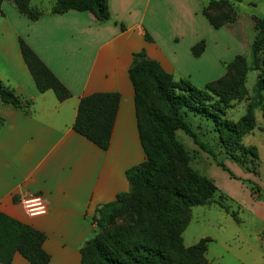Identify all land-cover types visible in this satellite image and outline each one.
Returning a JSON list of instances; mask_svg holds the SVG:
<instances>
[{
    "label": "crops",
    "instance_id": "1",
    "mask_svg": "<svg viewBox=\"0 0 264 264\" xmlns=\"http://www.w3.org/2000/svg\"><path fill=\"white\" fill-rule=\"evenodd\" d=\"M208 1L108 0L110 19L104 22L88 11L51 13L53 3L42 7L36 20L13 4L1 6L0 80L32 103L20 108L0 102V210L46 235L47 264L80 263V248L97 232L92 222L96 209L128 190L126 169L145 159L128 74L132 54L144 50L174 79H187L199 88L224 74L220 57L212 66L203 35L212 26L202 13ZM239 1L257 8L252 0ZM238 21L232 25L237 27ZM19 39L64 84L69 98L59 101L51 89L38 91ZM201 39L205 49L196 57L191 47ZM96 92L120 95L105 150L73 129L80 98ZM201 173L233 200L242 216L236 211L235 220L217 204H204L217 205L224 212L214 222L219 229L186 239L184 229V245L209 235L212 242L219 241L217 251L210 244L207 247L206 257L212 264H264V187L253 173L239 168L234 172L237 178L225 170L218 178L210 170ZM243 180L258 185L255 193ZM32 193L45 198V214L25 213L21 199ZM245 211L250 216H243ZM11 264L30 263L15 253Z\"/></svg>",
    "mask_w": 264,
    "mask_h": 264
},
{
    "label": "trees",
    "instance_id": "2",
    "mask_svg": "<svg viewBox=\"0 0 264 264\" xmlns=\"http://www.w3.org/2000/svg\"><path fill=\"white\" fill-rule=\"evenodd\" d=\"M12 1L30 20H36L43 12L31 0ZM68 10L88 11L99 22L110 19L108 0H54L50 8L51 13ZM202 13L215 29L235 21L233 7L227 0H209ZM19 47L38 91L51 89L59 101L69 98V90L23 39H19ZM204 49V39L191 47L196 57ZM223 65L222 76L199 88L187 79H174L144 50L132 54L128 74L134 88L136 124L145 159L126 169L128 190L96 209L92 222L97 232L80 248L79 264H212L206 257L210 237H202L190 246L183 243L182 232L190 221L191 208L216 203L237 220L236 212L231 205L215 199L220 191L209 177L190 165V155L178 141L177 132L192 138L217 166L237 178L216 159L210 145L197 137L185 117L191 114L208 120L224 153L249 172L257 173L256 147L244 144L243 137L256 126L253 107L261 104L264 92V22L257 26L250 44V62L238 54ZM249 70L257 71L255 100L243 116L232 121L225 117V111L246 95ZM119 101L117 92L81 97L73 129L99 148L107 149ZM0 102L20 108L32 103L1 80ZM262 113L264 116V109ZM243 181L252 193L258 189L252 181ZM222 197L227 200L225 195ZM45 239L42 231L0 210V264H11L15 253L30 264H47L50 255L43 247Z\"/></svg>",
    "mask_w": 264,
    "mask_h": 264
},
{
    "label": "rangeland",
    "instance_id": "3",
    "mask_svg": "<svg viewBox=\"0 0 264 264\" xmlns=\"http://www.w3.org/2000/svg\"><path fill=\"white\" fill-rule=\"evenodd\" d=\"M54 0H31V4L36 6L39 10L45 7H49ZM233 7V16H235V21H238L237 27H234V22L225 24L224 27L215 29L211 26L210 31L206 30L204 36L209 44L208 56L212 66L215 67V62L220 57L224 61H230L235 55L242 54L250 62V44L252 43L256 33L257 26L260 22H264V0H252L253 3L257 4V8H250L246 2L239 0H227ZM6 4H13L12 0H2L0 6ZM14 5V4H13ZM225 10V7L222 8ZM232 15V14H231ZM249 15H255L254 18H250ZM257 16V17H256ZM240 18V19H239ZM245 25V27H244ZM245 31V32H244ZM221 46V47H220ZM220 47V48H218ZM219 67V65H218ZM213 76V74H212ZM257 78L256 70H249L246 77V95L239 101H234L232 106L226 109L225 117L232 121H237L241 116H243L248 106L251 102L255 100L253 93V87L255 85ZM264 92L262 96L261 104L254 105L253 113L256 119V126L247 135L243 137V143L246 145H253L256 147L258 160H257V173L254 174L256 180L259 184L264 187ZM185 120L190 124L191 128L196 133L197 137L207 144H209L213 154L216 159L223 162L227 168H229L233 174L238 172V168L242 172H249L245 167L241 166L224 153V150L219 146L217 137L212 130L210 122L206 119L200 118L198 116H193L188 114ZM177 139L183 144L184 148L190 155V165L197 171H208L215 172L217 178L223 171L219 166L216 165L212 157L200 150V148L193 142L192 138L185 135L183 132H177ZM252 173V172H250ZM235 175V174H234ZM216 178V177H215ZM247 184V182H245ZM254 183V182H253ZM250 188V186L247 184ZM222 193L217 192L214 197L219 203H227L232 205L233 209L238 211L234 202L230 197H226L225 201ZM216 204V203H215ZM231 207V209H232ZM224 212L218 208L217 205H212L210 207L204 205H196L191 208V218L188 225L185 228L184 238L188 236H197L207 231L210 235L215 233L219 229V226L214 222L220 220ZM238 215L241 217L242 213L238 211ZM243 216H250L246 211ZM209 237V235L204 236ZM212 242V240H211ZM209 242L213 250H218V242Z\"/></svg>",
    "mask_w": 264,
    "mask_h": 264
},
{
    "label": "built area",
    "instance_id": "4",
    "mask_svg": "<svg viewBox=\"0 0 264 264\" xmlns=\"http://www.w3.org/2000/svg\"><path fill=\"white\" fill-rule=\"evenodd\" d=\"M22 207L28 216H39L47 212L45 198L39 193H32L21 199Z\"/></svg>",
    "mask_w": 264,
    "mask_h": 264
}]
</instances>
